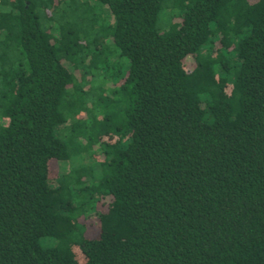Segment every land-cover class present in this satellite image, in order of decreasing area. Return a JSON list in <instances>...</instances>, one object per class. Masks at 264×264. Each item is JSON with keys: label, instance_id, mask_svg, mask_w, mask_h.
<instances>
[{"label": "trees", "instance_id": "trees-1", "mask_svg": "<svg viewBox=\"0 0 264 264\" xmlns=\"http://www.w3.org/2000/svg\"><path fill=\"white\" fill-rule=\"evenodd\" d=\"M0 264H264V0H0Z\"/></svg>", "mask_w": 264, "mask_h": 264}, {"label": "rangeland", "instance_id": "rangeland-1", "mask_svg": "<svg viewBox=\"0 0 264 264\" xmlns=\"http://www.w3.org/2000/svg\"><path fill=\"white\" fill-rule=\"evenodd\" d=\"M98 84H100L99 80L96 81V83H94V87L97 89L98 88ZM108 93V92H107ZM64 166V165H63ZM63 169V168H62ZM59 170L61 171V169L59 168Z\"/></svg>", "mask_w": 264, "mask_h": 264}]
</instances>
